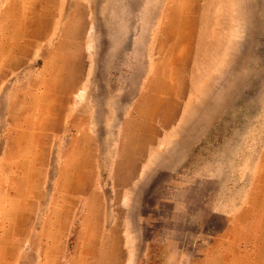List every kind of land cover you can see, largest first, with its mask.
Listing matches in <instances>:
<instances>
[{"label": "rangeland", "instance_id": "obj_1", "mask_svg": "<svg viewBox=\"0 0 264 264\" xmlns=\"http://www.w3.org/2000/svg\"><path fill=\"white\" fill-rule=\"evenodd\" d=\"M0 264H264V0H0Z\"/></svg>", "mask_w": 264, "mask_h": 264}]
</instances>
